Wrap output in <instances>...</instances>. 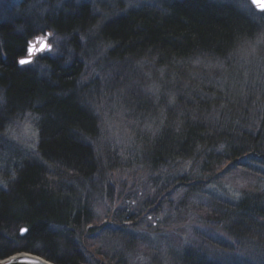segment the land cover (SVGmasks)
I'll list each match as a JSON object with an SVG mask.
<instances>
[{
	"label": "trees",
	"instance_id": "obj_1",
	"mask_svg": "<svg viewBox=\"0 0 264 264\" xmlns=\"http://www.w3.org/2000/svg\"><path fill=\"white\" fill-rule=\"evenodd\" d=\"M108 1L63 2L37 30L16 19L13 29L0 28L7 57H0V138L24 113L39 133V153L25 168L9 175L0 169V260L29 252L56 264H264V178L236 194L223 182L235 170H224L229 161L251 163L252 149L264 145V111L235 114L224 100L225 108L213 100L206 110L182 104L169 80L159 79L161 68L169 73L204 57L200 48L213 58L236 53L264 31V13L220 0H145L149 5L120 15ZM45 30L58 42L67 37L61 43L74 53L39 57L45 72L18 66L27 39ZM232 81L264 103V86L258 92ZM102 96L126 114L125 143L104 133L106 121L94 110ZM218 110L229 120L206 131L207 116ZM12 144L3 138L0 147ZM124 173L146 177L134 210L115 206L126 193L124 182L117 185ZM190 226L193 238L185 239Z\"/></svg>",
	"mask_w": 264,
	"mask_h": 264
},
{
	"label": "bare ground",
	"instance_id": "obj_2",
	"mask_svg": "<svg viewBox=\"0 0 264 264\" xmlns=\"http://www.w3.org/2000/svg\"><path fill=\"white\" fill-rule=\"evenodd\" d=\"M29 1L30 0H18L17 2H15V4H12L11 0H0V28L3 26L2 23L12 21L20 14V17H22V6ZM220 1L222 3L224 2L225 4H228L231 8L241 9L240 7L243 8L250 6L257 13H264V11L258 10L255 5L252 4V0ZM143 5L149 4H147L145 0L108 1V6L110 8H119L118 13L120 15H128L133 10H140L142 9L141 7ZM0 34L2 35L0 36L1 41L5 44V37L2 34L1 29ZM31 41L35 42L34 51H39V55L37 56L45 53L51 54L53 51L54 53H56V44L58 42V38L52 30H45L44 33L34 34L30 38H28L25 45V47L27 48V50L25 48V53H28V48ZM45 41H47L46 45L51 47V50L47 51L46 48L44 51H40V49L44 48L43 43ZM62 41L63 40H61L60 43ZM65 45L68 48L71 47V44L68 41L65 42ZM1 46L4 50L2 44ZM199 50H202L205 56L194 58L195 60L193 61V63L189 64V66H180L178 68L172 69L169 73H167L165 69L161 68L159 72V79L162 81H164L165 79L169 80V86H171L172 90H174L181 96L182 104H197L206 110V104L212 102L213 100L219 102L221 108H225V105L223 104L224 100L231 103V110L235 114L246 115L252 110L264 111V103L247 98L245 94H243L238 88L236 81H232V79L234 78H240L245 87L249 86L250 88H253V90H257V88H262L264 86V31H260L251 42L247 43L236 53H232L227 58H222V56H217L218 58L207 56L208 52L212 51L211 49L200 48ZM73 53L74 51L72 52V54ZM64 55L67 56L66 54ZM47 57L51 58L50 56ZM98 62L102 67V70L109 72L112 71V65L110 64V60L107 57L100 56ZM137 63L138 62H136L135 60L127 61L128 65H134L133 68L137 67ZM18 66L25 67L26 65L20 64ZM147 83L149 84V86H153V88L158 93L162 91V89L159 87L160 85H158V83H156L155 81L150 79L147 81ZM210 89H213V91H211ZM171 94L172 97H170V100H177L178 97H176V93ZM218 113H220V110H218L217 115L207 116L205 120L206 122H204L203 125L206 131H210L211 124H218L221 121L229 120L227 114ZM197 118L198 120L201 119V117ZM246 130L251 133L250 129L247 128ZM251 141L257 143L259 141V138ZM252 150L253 153L252 155H250L251 163H247L241 157H237L235 162L229 161L230 164L228 163L227 165H225L224 170H228L230 169V166L235 164V167L233 168L235 170L232 171L228 175V177L226 176V178L223 180L225 184H229V182L233 183L234 187L229 189L232 190V192L235 194L238 189L248 187V185L250 186L258 180H261V182H263L262 178H264V145H258ZM23 230H25L27 233L26 228H23L22 231ZM29 254L37 256L47 263L56 264L38 254ZM2 263L3 262H0V264Z\"/></svg>",
	"mask_w": 264,
	"mask_h": 264
},
{
	"label": "rangeland",
	"instance_id": "obj_3",
	"mask_svg": "<svg viewBox=\"0 0 264 264\" xmlns=\"http://www.w3.org/2000/svg\"><path fill=\"white\" fill-rule=\"evenodd\" d=\"M12 4H15V2H17L18 0H11ZM70 1V0H69ZM75 1L77 4L79 3H92L94 0H73ZM63 2H68V0H30L29 2H27L26 4L23 5V16L22 17H15L14 19L21 21L22 23L25 24L26 27L30 26L32 28H35L34 30H37L39 28L42 27V24L44 23L45 25L50 24L49 21L52 20V14H55L56 11L60 12L59 7L62 6ZM21 16V14H20ZM15 20V21H16ZM2 21V19H1ZM15 21H8L5 23H2V25L4 24H9V25H13L11 26L12 29L14 27V23ZM43 29V28H42ZM0 36H2L0 34ZM63 38V37H62ZM67 39V37H64L63 40ZM1 43H3L1 41V37H0V57L1 59H3V61L7 60V57H5V52L1 46ZM60 43V42H58ZM61 44V48L60 51L56 53H54V51L50 54H40L39 57H47L50 56L51 58L55 57V58H60L65 56L64 54L70 56L73 52L72 49L68 48L65 43H60ZM28 45V44H27ZM27 50V48H26ZM26 50L21 53V54H25ZM61 53V54H59ZM18 57L19 60L18 62H20V60L22 58H24L25 56L21 55ZM23 56V57H22ZM39 57H34V60L32 63L26 65L24 68H28L29 66L35 65V67L40 68L42 71H47L48 67L47 66H37L36 65V61L37 59H39ZM20 65V64H19ZM41 74V73H40ZM241 85H244L241 82ZM105 97H101L102 99V103L99 105H97L96 103L94 104V110L97 113H100L102 115V117L104 118V120L106 121V123H104V133L106 131L107 136H109V140H115L118 144L120 145L122 143H125L128 139V129H127V121H126V112L123 114V108L120 109V105L118 104H114L113 107L111 106V104L108 105L107 101L104 100ZM110 98V97H109ZM108 105V106H107ZM103 106L107 107V111L103 108ZM115 108H119L118 109V114H116L114 117L112 115V110ZM111 110V112H110ZM91 112V111H90ZM96 112H91L92 116L94 117V115L96 114ZM21 120L20 122L17 123H13L11 126H5L3 128L2 131V139L0 138V144L2 143L3 138L13 142L15 145H10V148H6L4 147V149H2L0 147V155H2V159L0 160V169L3 171V173L5 175H9L15 168L17 165H19V170L23 169L26 167V163H28V161L30 159H33V154L38 150V142H39V133L38 130L36 129V126L33 123V118L31 116V114L29 113H24V115L20 116ZM101 123H99L100 126ZM102 128V129H103ZM95 130H97V125ZM97 132V131H96ZM37 153H39L37 151ZM0 170V171H1ZM133 176H131V174H129V177L127 174H122L121 179L117 180V185L118 186H122L124 185L123 182L126 184V193H130L127 195L129 196H134V198H130L129 200L126 199V193L123 194V201L118 202L115 206H119L123 205V203H127L128 208L130 210H134L135 206H138V203L136 202V198H137V192H142L143 191V183L146 180V177H143L141 175H138V177L135 180H132ZM137 181V183H135ZM2 176L0 173V185L2 184ZM225 186L229 189L234 187L233 183L229 182V184H225ZM121 190V188H120ZM229 191H232L229 189ZM141 194V193H140ZM136 195V196H135ZM125 197V198H124ZM136 197V198H135ZM139 199V198H138ZM125 200V201H124ZM140 200V199H139ZM134 201L135 206H134ZM126 206V205H125ZM132 206V207H129ZM127 207V206H126ZM191 219V218H190ZM154 221V219H152V222ZM191 222H194L193 220ZM187 229V232H185L184 230ZM191 226L188 228H184L183 231L185 233L184 238L185 239H189V237L192 236L193 238V234L191 233ZM166 231H168V229L166 228ZM191 233V234H189ZM186 241V240H185ZM189 241V240H188ZM161 255L162 256H168V252L166 251V249L162 250V248L160 249ZM28 253V252H27ZM11 257V256H10ZM9 258V257H8ZM211 258H213V256H211ZM5 260V259H4ZM166 260V259H163ZM3 260H0V262H2ZM139 261V260H137ZM151 261V260H150Z\"/></svg>",
	"mask_w": 264,
	"mask_h": 264
},
{
	"label": "water",
	"instance_id": "obj_4",
	"mask_svg": "<svg viewBox=\"0 0 264 264\" xmlns=\"http://www.w3.org/2000/svg\"><path fill=\"white\" fill-rule=\"evenodd\" d=\"M255 7L258 10H260L256 5H255ZM46 43H47V41H45L43 43L44 46H45ZM33 46L35 47V42L34 41H31L30 42V46L28 48L27 56H25L24 58L21 59V60H27V61H30V62L29 63H25V64H21L19 62V64H21V65H28V64H30V63L33 62L35 56L39 55L38 54L39 51H37V50L34 51V47ZM46 50L47 51L51 50V47H48ZM25 234H26V231L25 230L21 231V235H25ZM2 262H3L2 264H50V263H47L46 261L38 258L37 256L30 255L27 252H22V253L13 255V256L5 259Z\"/></svg>",
	"mask_w": 264,
	"mask_h": 264
},
{
	"label": "snow or ice",
	"instance_id": "obj_5",
	"mask_svg": "<svg viewBox=\"0 0 264 264\" xmlns=\"http://www.w3.org/2000/svg\"><path fill=\"white\" fill-rule=\"evenodd\" d=\"M252 4L256 5L261 11H264V0H252ZM34 47V46H33ZM49 46L45 44L44 48L40 49V51H44ZM27 60H20L21 64L29 63Z\"/></svg>",
	"mask_w": 264,
	"mask_h": 264
},
{
	"label": "flooded vegetation",
	"instance_id": "obj_6",
	"mask_svg": "<svg viewBox=\"0 0 264 264\" xmlns=\"http://www.w3.org/2000/svg\"><path fill=\"white\" fill-rule=\"evenodd\" d=\"M27 55V53H25L23 56ZM19 58L17 59V62H18ZM18 65H19V62H18Z\"/></svg>",
	"mask_w": 264,
	"mask_h": 264
}]
</instances>
